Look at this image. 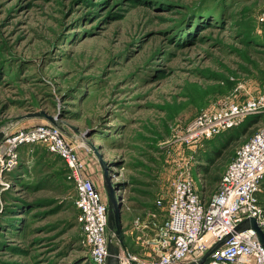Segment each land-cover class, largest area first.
Returning a JSON list of instances; mask_svg holds the SVG:
<instances>
[{
    "label": "rangeland",
    "instance_id": "rangeland-1",
    "mask_svg": "<svg viewBox=\"0 0 264 264\" xmlns=\"http://www.w3.org/2000/svg\"><path fill=\"white\" fill-rule=\"evenodd\" d=\"M263 8L264 0H0V148L16 129L49 122L35 113L53 117L104 196L94 150L107 163L122 230L139 217L153 233L175 177L190 176L207 202L218 183L208 184L206 168L222 174L264 126L261 112L246 117L245 131L233 128L232 141L179 139L204 108L263 90ZM13 152L0 163V264H94L64 162L40 144ZM136 245L123 233L120 247L156 256Z\"/></svg>",
    "mask_w": 264,
    "mask_h": 264
},
{
    "label": "built area",
    "instance_id": "built-area-1",
    "mask_svg": "<svg viewBox=\"0 0 264 264\" xmlns=\"http://www.w3.org/2000/svg\"><path fill=\"white\" fill-rule=\"evenodd\" d=\"M259 20L264 21V8ZM261 112H264V88L258 96L243 102L221 99L186 124L180 142L197 144L212 139L239 126L249 115ZM4 143L0 163L5 154L24 144H41L63 160L74 190L82 242L89 248V258L94 264H107V202L87 173L77 152L78 145L49 122L16 129ZM263 179L264 126L238 148L221 174L217 191L207 202L199 196L190 176L175 177L170 185L167 217L155 225L147 244L154 248L156 256L148 251L141 256L119 247L118 264H175L187 255L201 256L226 235L230 237L203 263L264 264V249L256 232L251 228L235 231L236 225L249 217L264 230V209L257 197ZM118 191L115 190V195L121 204ZM133 223L148 227L139 217Z\"/></svg>",
    "mask_w": 264,
    "mask_h": 264
},
{
    "label": "water",
    "instance_id": "water-1",
    "mask_svg": "<svg viewBox=\"0 0 264 264\" xmlns=\"http://www.w3.org/2000/svg\"><path fill=\"white\" fill-rule=\"evenodd\" d=\"M36 116H43L45 117L49 123L56 126L57 128L61 129L59 123L51 116H46L43 112L35 113ZM89 134V133H88ZM98 162L100 164L102 170V182L103 187L105 190V198L107 202V229L109 231L108 234V255H107V264H118V254H119V247L123 244V230H122V223H121V211L120 207L121 204L117 200L115 195L116 184L111 180V176L108 173V166L107 163L101 158L99 152L94 150ZM251 228L256 232L258 240L264 249V230L257 224L256 220L252 217L244 219L235 227V231L239 232L245 229ZM110 233L112 235H110ZM115 236V240L113 241L112 236ZM230 235H226L222 239L215 242L204 254L201 256H194V255H187L178 261L175 264H202L209 255L215 251L217 248L223 244Z\"/></svg>",
    "mask_w": 264,
    "mask_h": 264
},
{
    "label": "trees",
    "instance_id": "trees-1",
    "mask_svg": "<svg viewBox=\"0 0 264 264\" xmlns=\"http://www.w3.org/2000/svg\"><path fill=\"white\" fill-rule=\"evenodd\" d=\"M258 63V62H257ZM256 62H253V63H251V64H253V67H254V69H260V64L258 65ZM263 73H264V71H263ZM42 123H45V122H42ZM247 123H248V120H246L245 119V121L240 125V126H238L237 128H232L233 130H235V131H238V132H243V131H245V129H246V125H247ZM249 123H251V121L249 122ZM232 129H229V130H226V131H224V132H222L221 134H223V135H225L226 136V138H227V140L228 141H232V140H235V139H237V137H236V134H237V132H233V134H229V132L231 133L233 130ZM61 130V129H60ZM61 132L63 133V131L61 130ZM64 134V133H63ZM227 134L229 135V136H227ZM65 136V135H64ZM1 137H2V133H0V139H1ZM30 145H35V144H30ZM41 145V144H40ZM43 146V145H42ZM44 147V146H43ZM45 148V147H44ZM45 150L46 151H48L46 148H45ZM49 152V151H48ZM219 152V151H218ZM217 152V153H218ZM49 153H51V152H49ZM216 153V154H217ZM53 154V153H52ZM55 155V154H54ZM55 157L56 158H58V159H60V160H62L60 157H58L57 155H55ZM41 156H40V158L38 159V161L37 162H41ZM63 161V160H62ZM211 164L213 163V161H211L210 162ZM204 179L208 182V184L210 185V186H213V185H215L216 183H218L219 184V181H220V177H221V168H220V166L219 165H216L215 166V168H214V170L213 171H211L210 172V170H209V168H206V170L204 171ZM66 182H68V183H71L69 180H66ZM218 184H217V187H218ZM71 187V186H70ZM73 187V186H72ZM217 187H216V191H217ZM215 191V192H216ZM199 196L201 197V199L203 200V197H202V195H201V193H199ZM257 197H258V201H259V204L262 206V208L264 209V179H263V181H262V184H261V190H260V192H258V194H257ZM74 208H75V215H74V218H75V220L77 221V214H78V210H77V208H76V206L74 205ZM78 223V222H77ZM81 236H82V234H81ZM83 243V242H82ZM84 246H86L85 244H83ZM87 247V246H86ZM87 249H88V254L90 253V251H89V248L87 247ZM202 264H205V263H202Z\"/></svg>",
    "mask_w": 264,
    "mask_h": 264
},
{
    "label": "crops",
    "instance_id": "crops-1",
    "mask_svg": "<svg viewBox=\"0 0 264 264\" xmlns=\"http://www.w3.org/2000/svg\"><path fill=\"white\" fill-rule=\"evenodd\" d=\"M134 219L130 224H127V228L123 230L124 236L131 239L132 242L136 243L137 248L139 246L147 245L149 240L152 237V233L149 229H145L144 227L134 226ZM125 226V225H124Z\"/></svg>",
    "mask_w": 264,
    "mask_h": 264
},
{
    "label": "bare ground",
    "instance_id": "bare-ground-1",
    "mask_svg": "<svg viewBox=\"0 0 264 264\" xmlns=\"http://www.w3.org/2000/svg\"><path fill=\"white\" fill-rule=\"evenodd\" d=\"M111 171V170H110Z\"/></svg>",
    "mask_w": 264,
    "mask_h": 264
}]
</instances>
